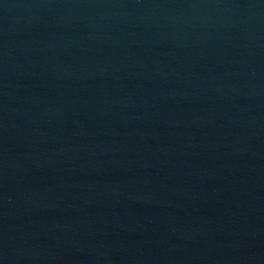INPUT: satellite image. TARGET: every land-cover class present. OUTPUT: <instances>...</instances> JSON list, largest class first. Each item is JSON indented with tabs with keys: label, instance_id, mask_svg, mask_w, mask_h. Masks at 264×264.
Segmentation results:
<instances>
[{
	"label": "water",
	"instance_id": "1",
	"mask_svg": "<svg viewBox=\"0 0 264 264\" xmlns=\"http://www.w3.org/2000/svg\"><path fill=\"white\" fill-rule=\"evenodd\" d=\"M0 264H264V0H0Z\"/></svg>",
	"mask_w": 264,
	"mask_h": 264
}]
</instances>
